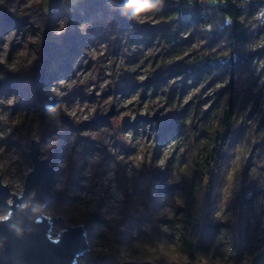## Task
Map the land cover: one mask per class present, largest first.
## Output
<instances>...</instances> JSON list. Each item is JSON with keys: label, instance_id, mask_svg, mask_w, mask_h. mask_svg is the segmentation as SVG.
Here are the masks:
<instances>
[{"label": "rangeland", "instance_id": "374dc122", "mask_svg": "<svg viewBox=\"0 0 264 264\" xmlns=\"http://www.w3.org/2000/svg\"><path fill=\"white\" fill-rule=\"evenodd\" d=\"M42 1L0 0V16L18 18L15 24L0 19V115H7L6 121H0L2 184L20 195L24 176L31 170L29 141H38L44 128L58 134L54 154L48 155L40 145V156L48 158L57 173L51 193L60 206L47 207L43 215L60 217L67 226L82 225L93 254L78 258L76 264H96L95 255L108 253L120 262L150 261L148 256L158 253L156 247L138 233L150 232L151 219L173 235L175 244L166 250L177 254L184 241L193 242V227L203 216V189L195 183L190 194L163 190L155 199L153 189L160 181L152 173L186 166L185 141L178 130L169 129L173 123L179 126L186 105L200 104L205 110L223 87L221 81L211 82L207 73L191 69L205 55H216V48L198 34L181 32L182 40L190 42L171 50L165 45L164 23L136 24L124 13L109 18L83 4L76 11L53 5L48 19L36 20ZM44 40L61 44L63 50L47 68L37 98L28 77ZM259 43L264 44V29ZM259 64L264 69V55ZM93 105L96 111L83 119ZM48 107L58 111L49 113ZM247 156L248 151H237L214 209V217L223 225L211 248L216 262L228 261L233 251L232 201L239 185L255 176L264 180V153L256 167L244 172ZM5 212L0 210V217ZM62 229L53 225L50 237L56 238ZM128 230L137 237L136 250L124 240ZM239 261L249 263L245 254Z\"/></svg>", "mask_w": 264, "mask_h": 264}, {"label": "trees", "instance_id": "16d2710c", "mask_svg": "<svg viewBox=\"0 0 264 264\" xmlns=\"http://www.w3.org/2000/svg\"><path fill=\"white\" fill-rule=\"evenodd\" d=\"M77 1L43 0L36 20L48 19L53 5L76 11L83 4L86 8H97L109 18L120 13L132 15L124 10L125 0ZM152 3H158V0H152ZM162 3L163 10L155 20L166 26L165 45L172 50L190 42V39L182 40L181 32L206 38L209 47L216 48V55H205L201 63L191 69L207 73L211 82L221 81L223 87L207 109H202L200 104L191 108L186 105L180 113L179 126L176 128L174 123L170 126L169 131L178 130L185 141L182 159L186 166L180 170L179 164L174 171L167 166L163 172L152 173V177L160 181L153 189L155 199L163 190L170 194L179 190L190 194L195 183L202 187L203 216L193 227V242L184 241L176 256L173 255L166 250L175 244L173 235L164 233L155 224L156 219H151L149 233L139 231L138 235L148 238L152 248L156 247L158 253L148 256L154 264H238L244 254L249 259L248 264H264V180L259 176L239 185L234 195L235 233L229 260L216 262V255L211 253L223 226L214 217V209L228 184L229 170L237 151H248L244 172L256 167L264 153V69L259 64L264 55V44L259 43L264 16L256 18L264 10V1L162 0ZM225 18L230 19L231 24L226 23ZM0 19L14 24L18 21L13 15H1ZM209 26L211 31L207 30ZM224 52L228 55H222ZM57 135L44 128L39 132L38 141L41 147L47 148L48 155L56 151L53 142ZM59 204L53 196L48 207L59 209ZM136 238L131 237L129 230L124 234L125 242L135 250Z\"/></svg>", "mask_w": 264, "mask_h": 264}, {"label": "water", "instance_id": "95a60500", "mask_svg": "<svg viewBox=\"0 0 264 264\" xmlns=\"http://www.w3.org/2000/svg\"><path fill=\"white\" fill-rule=\"evenodd\" d=\"M63 46L55 41L41 43L38 58L31 66L28 81L37 98L46 70L56 59ZM112 113L108 112V116ZM28 158L31 170L26 173L20 195L11 193L1 182L0 210L8 218L0 222V264H76L88 250V239L82 225L67 226L60 217L43 215L53 198L51 186L57 173L48 158L40 156V144L30 140ZM10 200V202L8 201ZM22 205H26L22 209ZM40 206L37 216L33 209ZM53 225L62 227L56 238L49 236ZM14 229L19 230V234ZM96 264H154L151 261L120 262L113 254L95 255Z\"/></svg>", "mask_w": 264, "mask_h": 264}, {"label": "clouds", "instance_id": "9594fccd", "mask_svg": "<svg viewBox=\"0 0 264 264\" xmlns=\"http://www.w3.org/2000/svg\"><path fill=\"white\" fill-rule=\"evenodd\" d=\"M209 2H215V0H209ZM124 10L125 12L130 11L132 13L131 17H127L125 16L126 19H128L129 21L136 23V24H145V23H149V22H154L155 17L157 16L158 13H160L163 10V3L162 0H158V3H152V0H125L124 3ZM260 16H264V10H262L261 12H259L257 14V19ZM225 22L228 24H231V20L228 18H225ZM63 29V25H61V30ZM208 31H211V27L209 26V28L207 29ZM222 55L227 56L228 53L224 52L222 53ZM35 57H33L34 59ZM2 62V61H0ZM144 77H141V79H143ZM63 86V85H62ZM56 95H63L62 93L59 92H55ZM190 98V97H189ZM85 107H88L87 105H85ZM47 112L49 113H54L57 112L58 110L56 108L53 107H48L46 109ZM96 111V107L93 105L90 109L87 115L83 116V119H88L89 116L91 115V113ZM7 120V115H0V121H6ZM84 135H89V133H85ZM93 139H95V134H92ZM0 152H3V149H0ZM5 184H7V181H4ZM176 203L180 206L182 205V202L180 200H177ZM22 209L24 207H26V205H22L21 206ZM42 213V209L40 206H37L36 208L33 209V214L39 216ZM45 216L48 215V213H44ZM7 216H3L0 217V222H2L3 220L7 219ZM167 218L169 220L173 219V214L171 212L168 213ZM15 231H17V233L19 234V230L18 229H14Z\"/></svg>", "mask_w": 264, "mask_h": 264}, {"label": "built area", "instance_id": "2783aa9c", "mask_svg": "<svg viewBox=\"0 0 264 264\" xmlns=\"http://www.w3.org/2000/svg\"><path fill=\"white\" fill-rule=\"evenodd\" d=\"M50 231H51V229H50ZM49 236H50V232H49ZM55 238V237H54ZM90 247L88 246V250H87V252L83 255V257L82 258H86V256H91L92 254H93V252H92V249L90 248Z\"/></svg>", "mask_w": 264, "mask_h": 264}]
</instances>
